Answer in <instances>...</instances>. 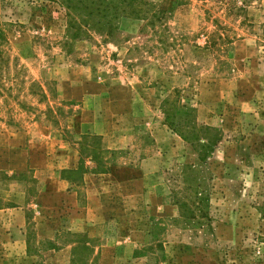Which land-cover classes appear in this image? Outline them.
Segmentation results:
<instances>
[{
  "label": "rangeland",
  "instance_id": "1",
  "mask_svg": "<svg viewBox=\"0 0 264 264\" xmlns=\"http://www.w3.org/2000/svg\"><path fill=\"white\" fill-rule=\"evenodd\" d=\"M145 1L0 0V264H264V0Z\"/></svg>",
  "mask_w": 264,
  "mask_h": 264
},
{
  "label": "trees",
  "instance_id": "2",
  "mask_svg": "<svg viewBox=\"0 0 264 264\" xmlns=\"http://www.w3.org/2000/svg\"><path fill=\"white\" fill-rule=\"evenodd\" d=\"M64 7L69 10V28L74 30L73 35L77 36L84 31H105L107 35L112 34L113 24L111 25V17H117L120 14L129 15L134 18L145 17L143 14V6L148 5L145 0H62ZM129 9V11L127 10ZM84 14L83 18L80 17ZM128 13V14H127ZM77 15L79 18H75ZM109 17L110 19H108ZM80 19V20H77ZM204 153L202 158L211 151V146H204ZM184 175V174H183ZM198 186V184H197ZM194 188L195 209H199V204L207 202V196H202V193L197 192ZM181 208L186 206V203L180 204Z\"/></svg>",
  "mask_w": 264,
  "mask_h": 264
},
{
  "label": "crops",
  "instance_id": "3",
  "mask_svg": "<svg viewBox=\"0 0 264 264\" xmlns=\"http://www.w3.org/2000/svg\"><path fill=\"white\" fill-rule=\"evenodd\" d=\"M86 177H88L87 174H85L83 177V183L86 182ZM52 186L56 189V192L63 191L69 199V204L71 207V214L69 216L71 230L77 233H85L87 231V227L89 226V224L86 223V221H88L86 214L88 213L89 208L85 205L77 203V193L73 191V189H70L71 186L64 180L55 179L54 182H52ZM20 214L21 208H5L0 210V218L3 217V222L7 223V227H15ZM68 248H70V246Z\"/></svg>",
  "mask_w": 264,
  "mask_h": 264
}]
</instances>
